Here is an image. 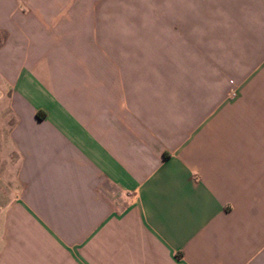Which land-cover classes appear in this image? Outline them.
Instances as JSON below:
<instances>
[{"label": "crops", "instance_id": "obj_1", "mask_svg": "<svg viewBox=\"0 0 264 264\" xmlns=\"http://www.w3.org/2000/svg\"><path fill=\"white\" fill-rule=\"evenodd\" d=\"M116 7L0 0V264H264V0Z\"/></svg>", "mask_w": 264, "mask_h": 264}, {"label": "rangeland", "instance_id": "obj_2", "mask_svg": "<svg viewBox=\"0 0 264 264\" xmlns=\"http://www.w3.org/2000/svg\"><path fill=\"white\" fill-rule=\"evenodd\" d=\"M139 2H141V0H117V7H116V9L118 11H125L126 9L136 10L137 9V4ZM128 5H129V7L127 8Z\"/></svg>", "mask_w": 264, "mask_h": 264}]
</instances>
